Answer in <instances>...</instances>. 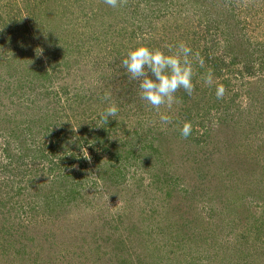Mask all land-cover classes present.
<instances>
[{"label": "rangeland", "instance_id": "rangeland-1", "mask_svg": "<svg viewBox=\"0 0 264 264\" xmlns=\"http://www.w3.org/2000/svg\"><path fill=\"white\" fill-rule=\"evenodd\" d=\"M164 1L0 0V264H264V0ZM180 42L157 111L121 61Z\"/></svg>", "mask_w": 264, "mask_h": 264}, {"label": "clouds", "instance_id": "clouds-1", "mask_svg": "<svg viewBox=\"0 0 264 264\" xmlns=\"http://www.w3.org/2000/svg\"><path fill=\"white\" fill-rule=\"evenodd\" d=\"M112 8L118 7L120 0H104ZM175 51L172 54H165L159 49L153 50L147 46H140L127 52L126 57L121 61V66L126 70L131 80L138 81V94L140 99L146 101L152 109L159 110L162 105L171 109L175 99V93L183 89L187 94H191L194 85L193 67L190 56L192 49L185 43L169 46ZM201 66L203 60H200ZM212 75L209 73L205 77V83L212 84ZM216 98L221 99L225 94L223 85L216 86ZM104 100H110V94L105 93ZM119 108L115 103H110L99 115L102 123L107 124L110 118L118 115ZM162 124L171 123V117L166 114L160 115ZM192 124L185 122L180 129V135L188 138L192 134ZM261 152L264 150V140L258 144ZM261 160V159H260ZM264 167V162L261 163Z\"/></svg>", "mask_w": 264, "mask_h": 264}, {"label": "trees", "instance_id": "trees-1", "mask_svg": "<svg viewBox=\"0 0 264 264\" xmlns=\"http://www.w3.org/2000/svg\"><path fill=\"white\" fill-rule=\"evenodd\" d=\"M153 2H156L157 6L164 9V7L169 6L171 3H168L164 0H153ZM160 12V11H159ZM131 19L133 20V23L131 24L132 27V32L131 34L136 35L138 37H141L143 34V27L146 25L144 24V21H142L139 17H138V12H134L131 15ZM235 59V56L233 55V60Z\"/></svg>", "mask_w": 264, "mask_h": 264}]
</instances>
